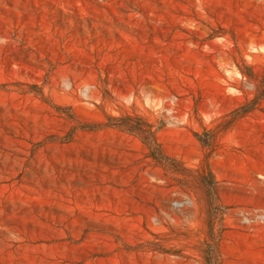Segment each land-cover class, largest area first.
Returning <instances> with one entry per match:
<instances>
[{"label": "rangeland", "instance_id": "1", "mask_svg": "<svg viewBox=\"0 0 264 264\" xmlns=\"http://www.w3.org/2000/svg\"><path fill=\"white\" fill-rule=\"evenodd\" d=\"M263 90L264 0H0V264H264Z\"/></svg>", "mask_w": 264, "mask_h": 264}, {"label": "trees", "instance_id": "2", "mask_svg": "<svg viewBox=\"0 0 264 264\" xmlns=\"http://www.w3.org/2000/svg\"><path fill=\"white\" fill-rule=\"evenodd\" d=\"M262 96H264V90L247 100L244 104L233 109L231 115L236 117L250 111L257 106ZM105 125L137 135L147 145L149 155L159 163L169 166L170 163L172 164L175 161L163 152L160 143L156 139V128L143 117L130 114L120 116L109 115L107 116Z\"/></svg>", "mask_w": 264, "mask_h": 264}]
</instances>
